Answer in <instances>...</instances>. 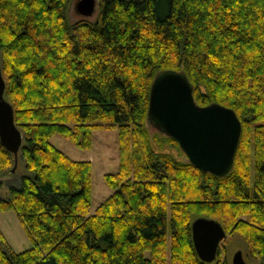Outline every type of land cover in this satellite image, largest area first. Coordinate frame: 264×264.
Masks as SVG:
<instances>
[{
	"label": "trees",
	"instance_id": "16d2710c",
	"mask_svg": "<svg viewBox=\"0 0 264 264\" xmlns=\"http://www.w3.org/2000/svg\"><path fill=\"white\" fill-rule=\"evenodd\" d=\"M71 1L0 0L3 96L27 170L0 211L14 209L32 242L15 251L0 230V264H167V254L169 264H229L225 238L212 262L198 257V216L241 237L261 264L264 0H100L94 20L70 21ZM167 70L185 74L196 104H221L240 120L225 175L163 150L181 151L148 123L152 80ZM110 127L118 170L104 174L112 192L89 213L90 161L49 139L58 133L87 149L94 129ZM13 164L0 143V172Z\"/></svg>",
	"mask_w": 264,
	"mask_h": 264
},
{
	"label": "water",
	"instance_id": "95a60500",
	"mask_svg": "<svg viewBox=\"0 0 264 264\" xmlns=\"http://www.w3.org/2000/svg\"><path fill=\"white\" fill-rule=\"evenodd\" d=\"M100 7V0H75L74 10L87 18ZM5 83L0 61V143L16 161L22 133L14 122L13 108L4 98ZM147 121L150 126L173 138L188 161L203 172L225 175L232 167L241 133V123L233 109L218 103H195L192 86L181 71L156 74L149 90ZM195 251L204 262L216 258L219 242L226 237L221 224L198 216L191 222ZM231 264H248L241 250L231 257Z\"/></svg>",
	"mask_w": 264,
	"mask_h": 264
},
{
	"label": "rangeland",
	"instance_id": "374dc122",
	"mask_svg": "<svg viewBox=\"0 0 264 264\" xmlns=\"http://www.w3.org/2000/svg\"><path fill=\"white\" fill-rule=\"evenodd\" d=\"M74 3L75 0H72L68 7V18L70 21L80 18L74 10ZM98 9L99 7L96 6V11L93 15L86 19L94 20ZM49 141L73 160L90 161L91 203L89 213H93L97 205L112 192V189L105 183L103 176L105 173H115L118 170L117 128L94 129L92 131L91 147L87 149L77 147L63 135L58 133L51 135ZM163 150L169 151L179 160L183 158V152L180 150V152H178L173 147L165 146ZM9 169L0 172V197H7L9 186L17 185L20 176L27 173L24 162L18 155L16 161H14L13 167ZM252 181L253 169L251 170V183ZM0 230L5 236L7 243L15 251H21L32 247V242L27 236L14 209L0 211ZM222 243L224 245L223 253L229 264H231V257L236 250L242 251L243 258L248 264H260L257 259L249 255L247 243L238 235H230L227 233ZM167 264H169L168 254ZM261 264H264V261Z\"/></svg>",
	"mask_w": 264,
	"mask_h": 264
}]
</instances>
